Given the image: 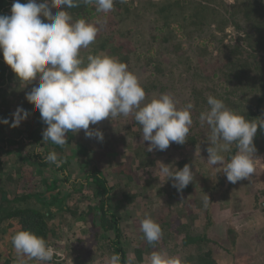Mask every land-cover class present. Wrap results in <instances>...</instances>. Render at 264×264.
<instances>
[{
	"label": "trees",
	"instance_id": "trees-1",
	"mask_svg": "<svg viewBox=\"0 0 264 264\" xmlns=\"http://www.w3.org/2000/svg\"><path fill=\"white\" fill-rule=\"evenodd\" d=\"M13 2L0 0V15H10ZM20 2L26 3L27 0ZM55 11L52 9L53 14ZM68 11L74 19H86L99 28L94 43L88 49H82L81 56L86 58L88 54L104 53L125 63L138 77L146 92V101L168 93L178 107L189 102L194 105L191 110L193 124L187 141L177 144L178 148L192 150L208 144L210 129L199 120L200 113L208 108V95L223 100L228 108L248 120L264 119V0H127L126 3L116 0L108 14H98L94 6L82 3ZM227 26L236 31L233 41L225 31ZM35 86H38V78L27 85L20 83L0 53V120L9 121V124L0 123V135L4 134L1 138L3 153L8 155L5 160L0 155V242L6 243L5 240L10 239L9 245L0 246V264H18L11 237L20 230L45 238L54 249L49 264H62L59 252L83 246V240L75 236L76 226L85 231L84 234L88 233L86 228L89 227L94 236L91 245L95 244L96 250L119 254L121 264H128L129 260L133 264L144 262V255H150L145 250L149 244L146 242V245L136 247L135 258L128 260L120 241L123 235L120 217L108 208L110 193L114 196V189H120L121 184L126 183L128 190L118 197L116 205L119 210L122 203L130 205L139 199V194L130 186L139 182V171H146L155 164L147 151L149 142L142 139L141 126L133 115L123 118L126 122L106 118L89 126V130L103 133V141L86 137L84 130L66 133L67 144L64 146L43 141L42 132L47 125L42 122L39 110H34V105L25 98ZM18 107L30 114L18 127L10 128ZM79 137L83 139L79 140ZM118 140L125 145L123 158L116 167L105 162L107 170L118 169L115 173L117 180L112 183L105 166L97 167L100 160L96 156L103 154L98 152L100 149L110 152ZM96 142L100 143L99 147ZM253 142L255 154L264 152V130L258 127ZM20 144L29 148L26 151L19 149L15 154L11 148ZM50 151L60 156L64 154L62 158L67 163L61 158L63 163L58 168L47 162L45 157ZM236 151L233 144L231 151L225 152V160H230ZM71 166L81 171L86 168L84 180H69ZM190 166L195 168L193 164ZM221 170L218 174L226 180ZM84 185H93V193L98 198L96 204H91L87 193L82 191V202L70 201L73 194L68 189L79 186L77 191H80ZM215 185L222 187L218 177L211 181V188ZM177 196H183L186 201L195 200L191 183L182 192L170 195L167 203L174 204ZM256 200L253 198L250 205L255 207ZM204 210L208 216L202 230L193 226L197 211L192 209L186 215L191 223L185 217L177 233L181 236L180 243L172 256L179 257L182 264H222V260L227 264L230 259L234 263L236 258L244 256V264H248L249 255L235 257L234 240L226 241L230 247L224 248L225 254L215 252L216 242L209 239L205 231L212 224L208 204ZM168 223V220L163 222L165 227ZM229 231L233 233L231 228ZM165 234L163 231V236ZM177 234L168 232L164 240L172 241ZM87 253L92 255L93 251ZM87 253L78 252L77 256ZM25 261L26 264H41L34 259L25 258Z\"/></svg>",
	"mask_w": 264,
	"mask_h": 264
},
{
	"label": "clouds",
	"instance_id": "clouds-1",
	"mask_svg": "<svg viewBox=\"0 0 264 264\" xmlns=\"http://www.w3.org/2000/svg\"><path fill=\"white\" fill-rule=\"evenodd\" d=\"M116 0H14L10 15H0V53L4 62L24 85L38 78V86L25 95L26 100L39 110L42 122L47 125L42 132L43 141L55 145L67 144L66 133L84 130L88 138L103 141V133L89 130L90 124L119 116H134L141 126L142 139L147 141V151H165L171 143L184 144L193 124L189 102L178 107L171 94L162 93L146 101V92L138 77L125 63L104 53L81 56L82 49L94 43L99 28L86 19H74L68 9L80 4L94 6L96 13L108 14ZM126 3L127 0H119ZM52 9H56L53 14ZM42 17L44 19H42ZM46 20L47 22H44ZM208 108L199 115L201 124H207L210 135L207 163L222 165L221 172L231 184L246 180L255 173L254 137L258 127L264 130V119L248 120L228 108L224 101L207 96ZM29 112L18 107L13 113L10 127H18ZM0 123L9 124L7 119ZM235 144L237 151L230 160L221 153L230 152ZM45 160L60 167L63 163L55 151ZM159 174L173 181L172 186L182 192L194 175L189 164L182 169L158 161ZM210 201L205 193L204 204ZM140 231L146 242L155 247L163 230L151 216L140 221ZM11 243L18 264L37 260L49 264L54 249L45 238L28 230L17 231ZM105 264H121L117 253L105 258ZM146 264H182L179 257L164 250L152 251Z\"/></svg>",
	"mask_w": 264,
	"mask_h": 264
},
{
	"label": "rangeland",
	"instance_id": "rangeland-1",
	"mask_svg": "<svg viewBox=\"0 0 264 264\" xmlns=\"http://www.w3.org/2000/svg\"><path fill=\"white\" fill-rule=\"evenodd\" d=\"M225 31L229 34L232 41L235 40L236 31L231 26L225 27ZM230 38L228 37L227 39ZM177 99H179L180 103L181 98L178 97ZM123 118L125 117L119 116L115 122L120 120L121 122L125 121L126 119ZM3 136L4 134L0 135V155L1 159L5 160L8 158V155L3 153V142L1 140ZM82 139L79 137V140ZM96 143H98L99 147L100 143ZM115 143V147L111 150L112 152L110 151L107 153L99 148L100 150H98V152L103 154L100 157L96 156L100 160V163L96 164L97 167L102 168L103 165L105 166V171L108 173L112 183L117 180L115 173H117L118 169L110 168V170H107L108 168L106 169V167L110 164L111 167H113V164H115V167L118 165L117 162H120V159L123 158L122 154L124 153L122 151L124 150L123 147H125L124 142L121 140H118ZM23 144L10 148L15 154H18L19 149H22V151L28 150L29 147L24 148ZM208 146L209 144H206V146L203 145V147L199 146L198 148L187 150L178 148L177 144L173 142L165 151L153 150L150 152L151 158L155 164H152V166L146 171L138 172V177L141 174L139 182L134 183L130 187L132 191L138 193L140 197L138 196L139 199L135 200V202L130 205L122 203L123 205L120 206V210L123 212L117 208L116 202L118 197L120 198L119 195L124 194V191L126 192L128 190V187H126L127 184H121L119 187L120 189L115 188L114 196L110 193L108 208L111 211H115L120 217L119 226L123 231L120 241L126 250V257L128 260L135 258L134 249L136 247L146 245V240L143 237V233L140 231V221L145 216H151V218L160 224L163 231L167 233L162 236L161 240L155 247L151 245L148 247L147 245V248L145 249L147 253L164 250L169 255H172L174 253L173 251H176L177 249L176 246L180 243L181 236L177 233L180 230L182 222L185 221L186 215L190 214L192 209L198 212V214L194 216L193 226L202 230L208 216V212H206L207 210H204V201L201 200L205 199L206 193L210 198L208 205L212 224L209 228L205 229V231L207 237L216 242L214 247L215 252L218 254L220 253V255L222 252L225 254L226 251L224 248L230 247L229 242L227 243L226 241L234 240L233 253L235 254V257L238 255H249L250 260L248 264H264V152L255 154V173L251 177L246 180H241L236 184H231L225 180V183L221 188H218L216 185V187L213 186L211 188V181H216L218 171L221 170L222 167L219 165L212 166L207 163L206 160L208 158V153L206 149ZM221 154L225 155V153ZM63 156L64 154L61 156L58 155V158H62ZM64 160L65 163H67L66 159ZM158 161L177 169H182L185 164H193L195 166V168L192 167L194 178L191 183L192 193L195 200L194 198H191L189 201H186L183 196H177L174 204L167 203V199L170 195L177 192L176 188L172 186L173 181L171 179L166 180V178L160 176ZM78 162L81 163L80 161ZM105 162H107L108 166ZM96 165L94 164V166ZM76 169L77 167L73 168V166H71L69 180L71 181L75 178L81 181L84 180V172L86 168L83 171L78 169L76 171ZM90 186L91 187L84 185L80 191H77L80 188L79 186L69 188V192L73 194L70 196V201H81L83 196L80 195V192L82 191L83 193H87L86 197L91 204H96L98 198H96L97 195L93 193V185ZM250 189L252 191L249 193L248 191H250ZM253 198L257 199L255 203L257 205L255 207L250 205V202L253 204ZM26 203L29 204V202ZM29 206L31 205L29 204ZM187 217L186 220L191 223V220ZM165 220H168L169 222L166 227L163 224ZM230 228L233 230V233L229 231ZM86 229L88 233L84 234L85 231L82 232L79 226L75 227V236L83 240V246L79 249L71 247L66 251L59 252V261L62 262V264H105V258L111 253L109 251L103 252L100 249L96 250L94 248L96 245H91L94 242V236L92 235L93 232L89 227ZM168 232H171L174 235L177 234L175 239L173 238L172 241L169 240L170 243L169 241L164 240L168 235ZM112 236L113 234H111V237ZM5 241L7 242H0V246L10 244V239ZM222 244L225 245L223 246ZM74 249L78 251H75ZM90 251H93L92 255L87 253ZM78 252H86L87 254H79V256H77ZM261 252H263V254H261ZM89 255H91V257ZM78 257L81 258V260L78 259L80 261L77 260ZM144 257V262L140 264H146L148 257L147 254H145ZM245 258L246 257L244 256L236 258L234 263H231L230 259L227 264H244L246 262ZM223 262L224 260L221 261L222 264ZM128 264L133 263L129 260Z\"/></svg>",
	"mask_w": 264,
	"mask_h": 264
},
{
	"label": "water",
	"instance_id": "water-1",
	"mask_svg": "<svg viewBox=\"0 0 264 264\" xmlns=\"http://www.w3.org/2000/svg\"><path fill=\"white\" fill-rule=\"evenodd\" d=\"M218 180H219V182L221 183V185H224L225 180L221 177L220 174H218Z\"/></svg>",
	"mask_w": 264,
	"mask_h": 264
},
{
	"label": "crops",
	"instance_id": "crops-1",
	"mask_svg": "<svg viewBox=\"0 0 264 264\" xmlns=\"http://www.w3.org/2000/svg\"><path fill=\"white\" fill-rule=\"evenodd\" d=\"M6 150V149H5Z\"/></svg>",
	"mask_w": 264,
	"mask_h": 264
}]
</instances>
